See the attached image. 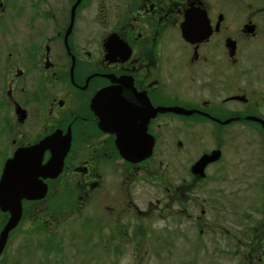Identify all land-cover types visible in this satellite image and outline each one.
<instances>
[{
	"label": "flooded vegetation",
	"instance_id": "af4514ba",
	"mask_svg": "<svg viewBox=\"0 0 264 264\" xmlns=\"http://www.w3.org/2000/svg\"><path fill=\"white\" fill-rule=\"evenodd\" d=\"M109 89L115 96H100ZM114 100L116 109L106 115L123 121L118 134L105 130L99 118L105 113L95 110L97 102ZM248 118L264 121V0H0V128L7 138L0 155L7 161L48 140L45 165L51 150H67L61 173L38 180L44 198L22 204L45 207L39 222L54 228L63 221L49 211L66 195L64 204L81 214L71 217L89 231L84 256L103 240L110 264L120 263L122 248L137 254L154 213L165 239L170 227L202 226L206 208L217 214L219 200L200 194L209 179L217 191L240 180L236 173L253 182L244 154L233 149L249 126L264 136ZM138 138L153 140L150 157L126 160L122 139ZM205 142L210 149L202 150ZM214 152L219 158L203 175L193 170ZM155 154L163 157L161 180L154 179ZM152 187L161 198L153 200ZM263 196V224L254 229L261 236H250V216L238 217L228 234L241 237L240 249L256 253L249 258L258 264H264ZM253 201L242 199L241 207ZM46 232L54 241L57 232Z\"/></svg>",
	"mask_w": 264,
	"mask_h": 264
},
{
	"label": "rangeland",
	"instance_id": "374dc122",
	"mask_svg": "<svg viewBox=\"0 0 264 264\" xmlns=\"http://www.w3.org/2000/svg\"><path fill=\"white\" fill-rule=\"evenodd\" d=\"M252 128L254 127L249 126V129L247 127L242 132V135L245 134L244 138L237 140L233 149L244 154L247 161L246 164H250L248 169L249 180H253L254 183L251 181V184L248 179H243L236 173V177H240V180L234 179V181H231L228 179L229 185L224 186V189H222V180L219 179L216 186L221 189L217 191L211 185V180L209 179L208 184L200 190V194L209 203H212V200H219V204H217L218 210L216 209L219 211L217 214L213 212L215 208L212 211L206 208L207 216L205 218L202 216L200 217L201 220L199 219L200 223L203 224L202 226L197 227L198 224L188 222L182 229L170 227V237L165 239V236H162L165 234L161 232L164 223L157 220L158 213H154L150 217L152 222L148 224L152 233H149L148 237L140 235L137 240V247L133 249L137 254L134 255L132 250L122 248L121 252L124 253L119 256L121 260L120 263L117 261V264H258L254 260L250 262L249 258L251 255L256 257V253L247 255L248 253L245 249H240L237 240H242L241 237L232 239L228 235L237 223L238 217L250 216L251 218L248 222L252 226L248 229L250 236L252 238L255 235L261 236L260 232H256L258 229H254L259 224H263L261 223L260 214L262 215V213L259 208L262 204L260 199L264 195V188L261 185L264 178V136H258L257 131ZM6 140L7 138L3 136L0 128V149L4 147ZM211 145L209 142L201 143V148L202 150H208ZM159 148L164 150V144L160 143ZM231 153L232 150L227 153V156ZM162 159L163 157L160 154H155L153 158L154 179L156 177L159 180L162 179L163 168L160 165ZM4 162V157L2 158L0 155V177ZM227 171L230 172L231 169L228 168ZM59 191L60 189H58L56 195ZM150 193L153 195V200L154 198H161V195L155 193L153 187L149 188ZM248 198L254 199L252 202L253 207H241V200ZM65 199H67V196L63 195L58 203V205L60 203L61 205L51 207L49 211V214L55 213V215H58L57 220L61 219L63 221V223L54 228L46 229L43 223L39 222V217H42V220H46L44 215L48 214V211L45 207L25 206L23 209L24 218L19 227L9 236L6 247L0 257V264H110L113 258H110V253L106 251L104 240L101 247L99 246L100 248L96 247L90 250L92 253H89V255L86 253V256H84L82 252L84 249L83 243L89 231L77 216L71 217V214H81L72 213V205L71 207L65 205ZM220 209H223V211H220ZM227 210H229L228 213ZM198 213L194 216H200ZM226 217L228 220H226ZM185 218L181 217L179 220H185ZM5 221L4 214L0 213V228ZM204 223L211 226L218 225L226 233L215 231L209 226L205 230ZM46 224H49V222ZM170 226L177 225L171 223ZM245 228H247V225ZM48 230L57 232V235L53 244H50L49 250H46V240L50 241L51 239V236L46 232ZM172 230L179 231V234L172 232ZM246 241H249V239ZM96 243L95 239H90V245H95ZM53 248L58 249L59 255L54 252ZM104 256L107 258L104 259Z\"/></svg>",
	"mask_w": 264,
	"mask_h": 264
},
{
	"label": "water",
	"instance_id": "95a60500",
	"mask_svg": "<svg viewBox=\"0 0 264 264\" xmlns=\"http://www.w3.org/2000/svg\"><path fill=\"white\" fill-rule=\"evenodd\" d=\"M111 94L115 96V89H109L100 93V96ZM100 96H97L98 99ZM115 101L111 102V105L105 106L96 103L95 110H100L102 114L99 116L100 123H102L105 130L112 132L113 134L119 133V128L123 127V121L119 118H110L106 115L109 109L115 110ZM117 102V101H116ZM102 106V107H101ZM117 106V105H116ZM156 111H153L154 116ZM20 118H24V113H19ZM251 121L258 122L264 130V121L248 118ZM51 142V141H50ZM50 142L43 141L39 145L29 148L21 149L14 153L13 158L6 161L2 175L0 178V213L7 214L6 222L3 224L0 230V256L2 255L8 238L14 230L19 226L23 218V205L24 200L37 201L43 199L46 194V186H40L38 180L40 178H56L62 171L63 159L67 150H62L56 153L51 150V158L45 165H42V157L44 151L50 149ZM122 146L127 145L122 150V156L129 161H142L150 157L153 149L154 142L152 139L142 140L136 139L133 142L127 143L121 142ZM219 158V152H214L212 156H204L193 167L194 171H198L201 175L205 166ZM41 182V181H40Z\"/></svg>",
	"mask_w": 264,
	"mask_h": 264
},
{
	"label": "trees",
	"instance_id": "16d2710c",
	"mask_svg": "<svg viewBox=\"0 0 264 264\" xmlns=\"http://www.w3.org/2000/svg\"><path fill=\"white\" fill-rule=\"evenodd\" d=\"M5 222H3L2 223V226H3V224H4ZM2 228V227H1ZM1 228H0V230H1ZM53 240L52 239H50V241H47L46 240V250H49V246H50V244H53ZM53 250H54V252L57 254V255H59V253H58V249L57 248H53Z\"/></svg>",
	"mask_w": 264,
	"mask_h": 264
}]
</instances>
